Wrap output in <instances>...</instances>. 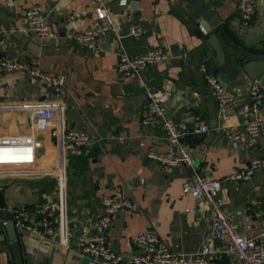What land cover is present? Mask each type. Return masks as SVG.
Returning <instances> with one entry per match:
<instances>
[{"label": "crops", "instance_id": "obj_1", "mask_svg": "<svg viewBox=\"0 0 264 264\" xmlns=\"http://www.w3.org/2000/svg\"><path fill=\"white\" fill-rule=\"evenodd\" d=\"M239 1L128 0L127 6H120L117 0H105L113 27L92 50L67 36L91 27L92 0H0V38L6 39L8 58L65 77L61 97L25 71L0 69V162L20 168L0 176L1 215L24 208L34 221L41 216L38 205H60L54 217L57 235L22 233L32 264H107L76 247L84 232L97 235L107 195L134 202L133 209L115 216L107 233L113 249L127 258L140 250L134 236L142 232L156 234L176 253L191 255L204 246L226 248L224 240H208L212 229L206 204L182 191L183 183L196 174L223 180L220 196L240 231L248 237L260 233L264 169L249 181L224 180L264 156V135L255 147H247L244 126L236 116L252 81L245 71H235L264 54V0H257L256 17L249 23L243 20ZM32 6L47 13L57 37L43 41L26 29V12ZM205 9L213 11L210 22L218 24L210 32L200 22ZM133 24H141L146 34L128 35ZM211 34H216L215 44L209 41ZM147 47H162L168 59L141 75L117 72L122 55L137 56ZM202 63L241 100L220 109L200 71ZM149 87L169 91L168 116L189 123L182 143L193 156L192 167H163L152 158L171 154L176 147L161 127L141 125L139 114ZM56 98L63 105L57 119L46 125L35 122L32 109ZM260 119L264 123V104ZM200 124H206L208 131L198 133ZM70 128L86 130L91 144L68 153L67 181L61 185V136ZM229 131L240 133V139H228ZM0 264H11L2 246ZM222 264H228L225 258Z\"/></svg>", "mask_w": 264, "mask_h": 264}, {"label": "built area", "instance_id": "obj_2", "mask_svg": "<svg viewBox=\"0 0 264 264\" xmlns=\"http://www.w3.org/2000/svg\"><path fill=\"white\" fill-rule=\"evenodd\" d=\"M94 4L95 18L91 27L84 32H70L68 37L88 49H96L99 38L106 35L113 27V18L105 0H92ZM118 5L127 6L128 0H117ZM239 8L244 22H252L257 14V0H240ZM26 29L41 40L57 37L56 31L49 25L48 15L38 6L30 7L26 12ZM146 29L141 24L130 26L128 35L142 37ZM6 39L0 38V69L7 73L25 71L35 78L40 85L47 89H53L54 93H65V77L54 76L37 66H28L22 62L13 61L5 54ZM168 53L162 47H147L137 56L124 54L117 64V72L121 75H141L147 68L165 62ZM200 71L207 82L220 109L235 104L241 100V96L228 89L218 78L215 70L210 69L205 63L200 65ZM2 77L0 76V82ZM147 103L140 110V122L144 127H161L170 144L176 147L175 152L167 155L152 154L164 167L177 168L181 165L193 166L194 159L191 153L184 147L182 138L190 131L187 120H175L167 114V102L170 92L163 89L146 88ZM61 98L36 105L32 109L35 122L41 125L53 123L62 110ZM264 104V80L257 78L250 83L248 93L236 110V116L244 126L247 135V147H255L264 135V123L260 119L261 108ZM206 124H200L196 131L205 133L208 131ZM230 140L240 139L241 134L235 131L227 132ZM61 167L59 168V182L66 184V168L68 153L80 150L91 144L89 133L80 128L66 129L61 136ZM121 140V139H120ZM9 160H14L13 158ZM264 169V156L254 159L246 168L239 169L228 175L227 181H249L257 171ZM14 164L8 161L0 162V176L2 173L12 174L19 171ZM28 172V171H27ZM223 180L211 176L196 174L192 181L183 183L182 191L192 198L203 201L209 211L212 234L208 239L224 240L226 248L221 250L204 246L194 254H182L174 252L156 234L142 232L134 236V242L140 250L132 257L113 249L107 239V233L112 226L115 216L123 209H133L132 199L120 195H107L103 197V213L97 221V235L90 237L86 232L78 238L76 247L78 251L94 259H100L107 264H222L225 258L228 264H264V227L255 237H248L239 229V225L233 214L225 208L226 201L220 196ZM40 218L34 221L28 219V213L24 208L14 211V225L22 233H33L43 237L57 235L54 217L60 208L57 202H48L38 205Z\"/></svg>", "mask_w": 264, "mask_h": 264}, {"label": "water", "instance_id": "obj_3", "mask_svg": "<svg viewBox=\"0 0 264 264\" xmlns=\"http://www.w3.org/2000/svg\"><path fill=\"white\" fill-rule=\"evenodd\" d=\"M212 14L213 11L210 9H205L201 14L204 21L201 19L200 22L206 26L208 32L218 25L215 21L210 22ZM204 22H209V27ZM215 36L216 34H211L209 41L214 43V39L217 38ZM217 48L219 53L224 57V51L221 49V46L219 45ZM223 64L225 65V63ZM235 71L238 73L245 71L251 81L257 78L264 80V54L259 58L253 56V59L242 63L240 67L236 66ZM48 91L54 93L53 89H48ZM3 211V208L0 206V246L8 251L11 264H32L30 257L26 256V244L22 237V232L14 225V214L6 213V216L1 215Z\"/></svg>", "mask_w": 264, "mask_h": 264}]
</instances>
